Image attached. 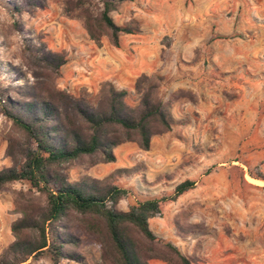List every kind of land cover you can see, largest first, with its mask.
I'll return each mask as SVG.
<instances>
[{"label":"rangeland","instance_id":"374dc122","mask_svg":"<svg viewBox=\"0 0 264 264\" xmlns=\"http://www.w3.org/2000/svg\"><path fill=\"white\" fill-rule=\"evenodd\" d=\"M65 2L0 0V170L11 165L5 157L9 141L23 152L35 148L4 115L7 99L21 105L28 102L32 105L29 115H40L41 105L32 98L33 87L44 83L43 76L48 74L56 88L73 99V105L60 107L62 114L92 105L97 94L68 78V63L81 56L77 46L88 42L91 48L97 45L89 40L81 20L66 11ZM87 2L94 15L103 2L116 4L110 17L118 26L131 14L127 1ZM217 8L220 27L234 24L239 28L237 33L225 30L219 39L235 34L252 41L249 62L236 63L245 73L236 78L235 88L212 96L192 92L195 102L190 103L175 100L161 82L160 96L171 102L175 119L170 132L153 138L149 151L124 143L113 150L112 163L103 162L101 156L86 158L65 164L62 173L69 182L89 176L107 179L126 190L127 195L117 205L121 211L146 200L169 198L179 183L192 181L193 188L173 201H162L160 214L148 220L156 238L172 245L191 264H264V0H218ZM220 44L221 52L229 49ZM101 47L106 49L108 64L119 70V47H113L106 37L97 48ZM57 55H62L64 62L56 69ZM203 98L207 101H201ZM48 188L54 190L55 186L50 183ZM17 191L27 194L31 206L43 205L42 195L26 181L0 191V256L14 241L10 225L19 217L13 205ZM68 226L79 239L76 247L65 249L72 259L54 263L41 254L21 264H101L94 238L75 228L76 220ZM149 264L181 262L174 255L164 262L150 260Z\"/></svg>","mask_w":264,"mask_h":264},{"label":"trees","instance_id":"16d2710c","mask_svg":"<svg viewBox=\"0 0 264 264\" xmlns=\"http://www.w3.org/2000/svg\"><path fill=\"white\" fill-rule=\"evenodd\" d=\"M131 2L132 0H119ZM68 13L81 20L90 41L97 47L106 37L119 47L122 35L139 32L137 21L122 26L114 23L110 13L116 4L103 2L94 15L87 0H66ZM64 62L57 55L54 66ZM33 87L32 98L41 105V114L30 116V103L18 104L7 99L4 115L33 141L35 148L23 152L11 141L5 150L9 167L0 170V191L14 182L26 181L43 197V205L31 206L24 191L13 193L14 212L19 217L10 225L14 241L0 256V264H21L41 254L54 263L72 259L67 246L76 247L79 239L69 222L76 220L80 231L94 238L99 246L101 264H149L177 256L181 264H191L170 244L160 242L149 229L148 220L160 214L162 201L175 200L193 188L194 182L179 183L169 198L152 199L131 206L127 211L117 205L127 191L89 176L69 182L62 167L82 159L102 157L105 163L115 161L113 150L124 143H134L149 151L153 138L171 131L175 119L171 102L160 96L159 76L140 75L133 91L117 89L110 82L101 83L92 105L76 107L75 113L62 114L61 106L73 105V99L58 90L50 75ZM175 100L195 102L192 92L177 90ZM53 183L54 190L48 188Z\"/></svg>","mask_w":264,"mask_h":264},{"label":"crops","instance_id":"0c3cea01","mask_svg":"<svg viewBox=\"0 0 264 264\" xmlns=\"http://www.w3.org/2000/svg\"><path fill=\"white\" fill-rule=\"evenodd\" d=\"M130 3L131 14L123 25L134 19L139 32L120 37L119 70L106 61L105 47L91 48L90 42L83 43L77 46V54L81 56H74L68 63L71 83H79L93 94L103 82L133 91L135 80L144 74L159 76L169 93L185 90L212 96L235 88L236 78L244 72L243 68L237 69L236 63L249 62L252 41L235 34L226 40L219 39L225 30L230 34L237 33L239 28L234 24L220 27L218 0H132ZM165 38L168 40L163 42ZM220 43L229 49L221 52Z\"/></svg>","mask_w":264,"mask_h":264},{"label":"bare ground","instance_id":"6f19581e","mask_svg":"<svg viewBox=\"0 0 264 264\" xmlns=\"http://www.w3.org/2000/svg\"><path fill=\"white\" fill-rule=\"evenodd\" d=\"M248 179H249L250 182H253V183H257V184H258V183H261V182H259V181L254 180V179H251V178H248Z\"/></svg>","mask_w":264,"mask_h":264}]
</instances>
